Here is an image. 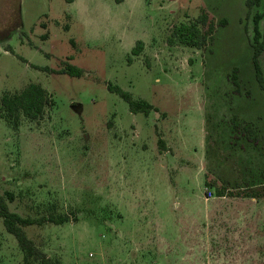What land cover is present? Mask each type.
Wrapping results in <instances>:
<instances>
[{"label": "rangeland", "instance_id": "rangeland-1", "mask_svg": "<svg viewBox=\"0 0 264 264\" xmlns=\"http://www.w3.org/2000/svg\"><path fill=\"white\" fill-rule=\"evenodd\" d=\"M203 10L217 24L208 46L170 42ZM256 12L264 0H0V106L31 82L54 101L37 120L0 117L10 209L70 218L25 227L42 251L60 264H264ZM68 63L84 75L60 73ZM108 84L156 109L132 112ZM0 264H37L2 217Z\"/></svg>", "mask_w": 264, "mask_h": 264}, {"label": "trees", "instance_id": "trees-1", "mask_svg": "<svg viewBox=\"0 0 264 264\" xmlns=\"http://www.w3.org/2000/svg\"><path fill=\"white\" fill-rule=\"evenodd\" d=\"M75 0H66V2H74ZM122 2L124 0H116ZM263 0H246L247 7L251 10L257 6H260ZM264 15L260 12H256L253 16L254 21V34L252 37L253 47V63L256 72L257 81L264 91V69L261 64V55L264 52V30L260 27V22ZM220 24L225 25L226 21L221 20ZM217 29L216 22L210 17V14L203 10L202 13L192 23H181L173 30V37L170 42L174 43L176 40L183 45L193 46L197 48H205L210 41L214 39L215 31ZM144 48V41L138 40L132 49V53L139 55ZM9 50V49H7ZM37 68L43 70H50L48 67H41L34 65ZM60 73H67L71 76H83L84 69L74 64L68 63L65 67L59 70ZM233 82L237 86V90H240L238 81V70H233ZM108 89L112 92L118 93L124 98L132 112H142L145 115L155 110V106L142 98H135L133 94L123 89L118 85L108 84ZM54 101L49 94L48 90L41 84L31 82L24 89L15 93H7L1 99L0 117L6 121H19L22 116L30 119L37 120L42 117L48 106L53 105ZM246 136L251 141H258L260 135L256 128L251 124L244 126ZM159 142L163 145V140ZM219 195H223L219 192ZM15 194L11 191H7L5 194H0V217L3 218L6 230L13 234L21 249L25 253V259L37 264H60L58 261L53 260L44 251H42L31 239L26 230V226L33 224H43L45 222H52L55 224H62L69 221V215L65 214H51L41 218L24 217L16 211H12L9 207L8 201H14Z\"/></svg>", "mask_w": 264, "mask_h": 264}]
</instances>
